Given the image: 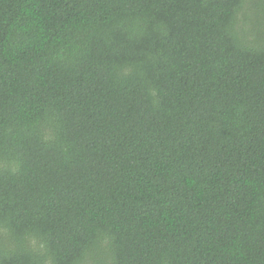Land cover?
I'll list each match as a JSON object with an SVG mask.
<instances>
[{"label":"trees","instance_id":"16d2710c","mask_svg":"<svg viewBox=\"0 0 264 264\" xmlns=\"http://www.w3.org/2000/svg\"><path fill=\"white\" fill-rule=\"evenodd\" d=\"M0 264H264V0H0Z\"/></svg>","mask_w":264,"mask_h":264}]
</instances>
